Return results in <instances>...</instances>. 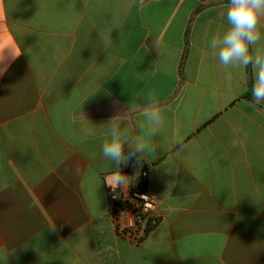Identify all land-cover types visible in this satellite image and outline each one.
<instances>
[{
    "label": "crops",
    "instance_id": "crops-1",
    "mask_svg": "<svg viewBox=\"0 0 264 264\" xmlns=\"http://www.w3.org/2000/svg\"><path fill=\"white\" fill-rule=\"evenodd\" d=\"M226 3L0 0V264H264V105L250 67L230 80L207 52ZM151 91L171 110L141 163L159 216L137 240L108 203L131 161L101 145L115 106Z\"/></svg>",
    "mask_w": 264,
    "mask_h": 264
},
{
    "label": "clouds",
    "instance_id": "clouds-1",
    "mask_svg": "<svg viewBox=\"0 0 264 264\" xmlns=\"http://www.w3.org/2000/svg\"><path fill=\"white\" fill-rule=\"evenodd\" d=\"M220 15L226 19L227 26L211 37L207 52L228 71L230 80L232 73H246L249 67L252 69L254 80L248 106L258 109L264 105V0H227ZM153 46L161 53L158 41ZM212 98H215V92ZM114 110L115 114L103 124L102 156L119 169L129 161L139 165L149 153L159 149L157 138L165 133V113L171 110V105H162L157 94L151 91L125 105H116ZM134 114H139L142 122H137ZM79 118L85 137H94L95 124L83 112ZM233 132L236 138L232 140V147L236 148L241 143L242 129L236 128ZM176 143L179 151L190 150L182 138ZM207 155L215 162L214 148ZM124 178L126 176L122 174L118 184L122 185Z\"/></svg>",
    "mask_w": 264,
    "mask_h": 264
},
{
    "label": "built area",
    "instance_id": "built-area-1",
    "mask_svg": "<svg viewBox=\"0 0 264 264\" xmlns=\"http://www.w3.org/2000/svg\"><path fill=\"white\" fill-rule=\"evenodd\" d=\"M133 176L124 178V183L108 192L109 209L114 217H118L122 211L132 214L131 220L122 227L120 234L128 229L127 235L140 239L147 234V229L158 220L157 199L145 189V181L148 169L142 164H136L131 169ZM126 176V172L122 173Z\"/></svg>",
    "mask_w": 264,
    "mask_h": 264
},
{
    "label": "trees",
    "instance_id": "trees-1",
    "mask_svg": "<svg viewBox=\"0 0 264 264\" xmlns=\"http://www.w3.org/2000/svg\"><path fill=\"white\" fill-rule=\"evenodd\" d=\"M244 97L250 99V96H248L247 94L244 95ZM131 164H132V166H135V165H136V163H135L134 161H131ZM156 224H157V222H156L155 224H152L150 227H148V229H147V233H149V231H150V230H151Z\"/></svg>",
    "mask_w": 264,
    "mask_h": 264
}]
</instances>
